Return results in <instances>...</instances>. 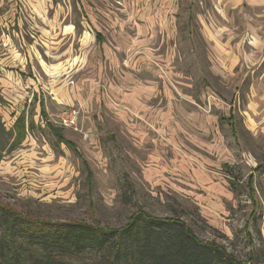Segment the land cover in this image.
<instances>
[{
    "label": "rangeland",
    "instance_id": "obj_1",
    "mask_svg": "<svg viewBox=\"0 0 264 264\" xmlns=\"http://www.w3.org/2000/svg\"><path fill=\"white\" fill-rule=\"evenodd\" d=\"M244 17L233 0H0V205L116 229L176 217L264 264V61ZM69 107L75 150L46 129Z\"/></svg>",
    "mask_w": 264,
    "mask_h": 264
},
{
    "label": "trees",
    "instance_id": "obj_2",
    "mask_svg": "<svg viewBox=\"0 0 264 264\" xmlns=\"http://www.w3.org/2000/svg\"><path fill=\"white\" fill-rule=\"evenodd\" d=\"M39 103L44 115V105ZM27 129L33 131L32 122ZM46 129L57 143L75 150L62 136V128L48 122ZM15 132L19 142L25 132L24 115L17 119ZM11 138L0 120V160ZM92 177L88 172L89 184ZM86 254H93L97 261L80 260ZM257 257L251 252L247 260L237 258L224 246L197 237L176 217L159 218L138 210L116 229L95 221L54 222L0 205V264H260Z\"/></svg>",
    "mask_w": 264,
    "mask_h": 264
},
{
    "label": "crops",
    "instance_id": "obj_3",
    "mask_svg": "<svg viewBox=\"0 0 264 264\" xmlns=\"http://www.w3.org/2000/svg\"><path fill=\"white\" fill-rule=\"evenodd\" d=\"M233 1L238 2V13L245 15V20H251V24L245 26V31L251 34V43L257 44L256 48L264 61V0Z\"/></svg>",
    "mask_w": 264,
    "mask_h": 264
},
{
    "label": "built area",
    "instance_id": "obj_4",
    "mask_svg": "<svg viewBox=\"0 0 264 264\" xmlns=\"http://www.w3.org/2000/svg\"><path fill=\"white\" fill-rule=\"evenodd\" d=\"M53 117L54 118H51L49 122L53 123L57 127L65 130H71L74 132L79 131L78 125H79L80 113L76 108L74 107L65 108L54 114ZM82 136L84 140H86L88 137V135L85 133H82Z\"/></svg>",
    "mask_w": 264,
    "mask_h": 264
}]
</instances>
